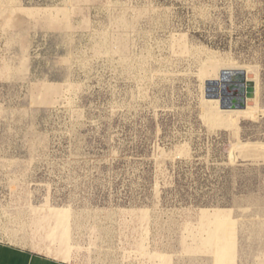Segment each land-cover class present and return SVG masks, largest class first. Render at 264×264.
<instances>
[{
	"label": "rangeland",
	"instance_id": "374dc122",
	"mask_svg": "<svg viewBox=\"0 0 264 264\" xmlns=\"http://www.w3.org/2000/svg\"><path fill=\"white\" fill-rule=\"evenodd\" d=\"M210 64L249 69L255 116L205 119ZM0 242L264 262V0H0Z\"/></svg>",
	"mask_w": 264,
	"mask_h": 264
},
{
	"label": "bare ground",
	"instance_id": "6f19581e",
	"mask_svg": "<svg viewBox=\"0 0 264 264\" xmlns=\"http://www.w3.org/2000/svg\"><path fill=\"white\" fill-rule=\"evenodd\" d=\"M234 69H228V68H224V66L221 65H213L210 64L208 69L204 70V75L207 78L206 80V85L208 82L210 81H220L219 79L221 78V74L223 73V71H232ZM235 70H243L245 72V81L242 84L243 86H245L244 88V93H243V98L245 99V103L246 106L244 109L242 110H224L221 108V103L220 100L224 97H226V95H223L222 92V87L219 85L217 86V95H218V99H208L206 96V91H205V96H204V104H205V119H207L211 124H216L219 119L222 116H227V115H235V116H241L243 118H246L247 116H255L256 112L259 110V85H258V81L255 79H251L248 76L249 73V69L246 70L244 68H237ZM208 71V72H207ZM213 72L216 74L213 75ZM248 82H252L254 85V97L252 99H248L246 96V90H247V83ZM205 83V82H204ZM207 86H206V90H207ZM236 92V91H235ZM242 95V94H241ZM232 100H237L240 99L241 96L240 95H236V96H232L231 97ZM250 101L253 102V104H250ZM257 118V117H256Z\"/></svg>",
	"mask_w": 264,
	"mask_h": 264
},
{
	"label": "water",
	"instance_id": "95a60500",
	"mask_svg": "<svg viewBox=\"0 0 264 264\" xmlns=\"http://www.w3.org/2000/svg\"><path fill=\"white\" fill-rule=\"evenodd\" d=\"M244 81L245 72L243 70L223 71L220 81H210L207 83L206 96L208 99H218L216 87L220 85L223 95H226V97L220 100L221 108L224 110H242L246 106L245 99L242 97L245 88L242 85ZM247 85L246 96L248 99H252L255 93L254 85L252 82H248ZM236 95H240L241 98L232 100L231 97Z\"/></svg>",
	"mask_w": 264,
	"mask_h": 264
},
{
	"label": "crops",
	"instance_id": "0c3cea01",
	"mask_svg": "<svg viewBox=\"0 0 264 264\" xmlns=\"http://www.w3.org/2000/svg\"><path fill=\"white\" fill-rule=\"evenodd\" d=\"M21 244L16 246L0 242V264H75L45 253L32 251L23 247V242ZM260 264H264V262Z\"/></svg>",
	"mask_w": 264,
	"mask_h": 264
}]
</instances>
